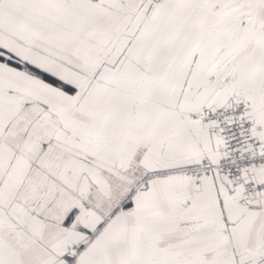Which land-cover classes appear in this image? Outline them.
<instances>
[{"label": "snow or ice", "instance_id": "6c2138e0", "mask_svg": "<svg viewBox=\"0 0 264 264\" xmlns=\"http://www.w3.org/2000/svg\"><path fill=\"white\" fill-rule=\"evenodd\" d=\"M0 264H264V0H0Z\"/></svg>", "mask_w": 264, "mask_h": 264}]
</instances>
